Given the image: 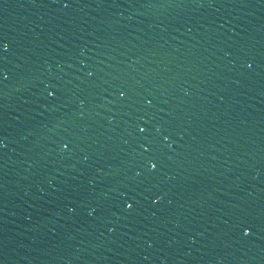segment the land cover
Here are the masks:
<instances>
[{
	"label": "water",
	"instance_id": "1",
	"mask_svg": "<svg viewBox=\"0 0 264 264\" xmlns=\"http://www.w3.org/2000/svg\"><path fill=\"white\" fill-rule=\"evenodd\" d=\"M0 264H264V0H0Z\"/></svg>",
	"mask_w": 264,
	"mask_h": 264
}]
</instances>
